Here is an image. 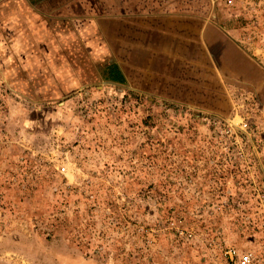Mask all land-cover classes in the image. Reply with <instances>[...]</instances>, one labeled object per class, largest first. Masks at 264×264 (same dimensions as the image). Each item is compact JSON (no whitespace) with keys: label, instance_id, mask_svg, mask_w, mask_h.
<instances>
[{"label":"rangeland","instance_id":"obj_1","mask_svg":"<svg viewBox=\"0 0 264 264\" xmlns=\"http://www.w3.org/2000/svg\"><path fill=\"white\" fill-rule=\"evenodd\" d=\"M214 1L172 87L145 79L172 51L0 8V264H264V0Z\"/></svg>","mask_w":264,"mask_h":264},{"label":"crops","instance_id":"obj_2","mask_svg":"<svg viewBox=\"0 0 264 264\" xmlns=\"http://www.w3.org/2000/svg\"><path fill=\"white\" fill-rule=\"evenodd\" d=\"M14 1L22 0H0V8L8 7ZM23 1L30 5L33 13L51 19H72V22H82L83 19L87 20L89 17L95 16L98 24L112 26L113 40L118 42L128 40L127 43L131 49L140 47L143 51L141 46L144 47L143 61L151 62L158 54H167L172 51L170 53L172 55L167 58L173 63L172 65L169 62L170 64L167 66H173L171 73H169V68L166 72V67L163 65H160L159 74H156L154 70L149 72V69L146 68V82H150L149 84L152 83L154 86L158 84L163 87L167 85L172 87L178 84L182 86L183 83L179 79L180 76L183 78L184 74L182 75L181 71L189 69L192 71L191 75L195 69H199L200 65H194L193 62L199 64L201 52L207 53L212 58V52L218 44L217 41L212 42V37L215 34H224L222 27H219L213 19L216 13L214 0ZM70 27L72 26L70 25ZM164 41H169L171 46L175 47L174 50L173 48H163ZM181 44L186 45L185 48H182L183 50L179 49ZM158 47L162 51L159 52ZM136 56L132 57V62L142 61ZM213 76L216 79L215 72ZM147 90L153 91L149 87ZM165 92L166 89L163 88L162 95L166 97H170L168 95L174 93Z\"/></svg>","mask_w":264,"mask_h":264},{"label":"built area","instance_id":"obj_3","mask_svg":"<svg viewBox=\"0 0 264 264\" xmlns=\"http://www.w3.org/2000/svg\"><path fill=\"white\" fill-rule=\"evenodd\" d=\"M229 4L232 5L233 1L229 0ZM247 128H248V124L245 123L243 125L242 130L246 131L245 129ZM229 254H230V260H231L230 264H251L253 261L252 254H247L243 256V255H240L235 249L229 250Z\"/></svg>","mask_w":264,"mask_h":264}]
</instances>
